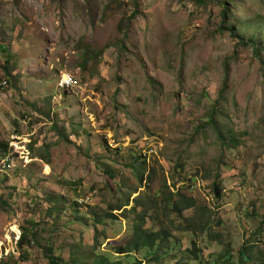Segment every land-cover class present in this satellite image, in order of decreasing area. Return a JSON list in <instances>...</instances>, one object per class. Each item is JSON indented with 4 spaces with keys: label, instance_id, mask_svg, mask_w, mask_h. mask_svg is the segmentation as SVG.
Wrapping results in <instances>:
<instances>
[{
    "label": "rangeland",
    "instance_id": "1",
    "mask_svg": "<svg viewBox=\"0 0 264 264\" xmlns=\"http://www.w3.org/2000/svg\"><path fill=\"white\" fill-rule=\"evenodd\" d=\"M221 2L0 0V44L15 58L9 83L0 56V264H49L48 241L60 264L96 253L130 264L119 250L139 197L138 214L185 251L161 264L188 258L191 241L209 260L235 253L259 227L264 246V0L230 4L225 26L256 40L258 57L219 31ZM178 190L195 205L181 215L168 205ZM184 220L211 227L194 235ZM24 228L39 237L21 249Z\"/></svg>",
    "mask_w": 264,
    "mask_h": 264
},
{
    "label": "trees",
    "instance_id": "2",
    "mask_svg": "<svg viewBox=\"0 0 264 264\" xmlns=\"http://www.w3.org/2000/svg\"><path fill=\"white\" fill-rule=\"evenodd\" d=\"M199 5H205L206 3L212 1V0H193ZM221 5L224 7V23L223 25L219 28V31L221 33H224L225 30L229 31L231 36L235 38L237 41V46L238 47H246V48H251L255 52V56L258 57L261 52L259 49V45L256 43V40L251 38L250 40H246L242 36H240L236 29L232 27H225L226 26V18L229 14V5L230 4H235L237 3L238 0H221ZM137 16V13L135 12L133 14L132 19H135ZM0 56L3 57L6 62H5V73H6V78L10 81L13 79L14 74H13V68L12 62L15 60V58H12L8 48L0 44ZM227 72H228V68ZM228 77L226 76L225 80V85H228ZM210 123H213V120H210ZM219 139L222 141L224 146H227V143L224 141V136L218 132ZM10 155V146L7 143H0V161L6 159ZM195 178V177H194ZM142 181L144 182V177L142 178ZM195 182V179L192 181V183ZM185 186H188V184H185ZM184 186V187H185ZM191 184L189 185V187ZM194 188V187H193ZM174 189H177V185L174 186ZM214 195L216 197L220 198V189L217 185H214L213 187ZM161 197V196H160ZM182 195H175L171 194L170 200L168 202L169 209L181 215L183 210H186L184 212L190 211L188 209L191 208V206L194 203V199H186L184 200V205L180 204L177 202L178 198H181ZM152 199V197L150 196ZM150 203V201H148ZM131 204L130 203L125 205L126 207H129ZM148 204L146 201L142 200V197H139L138 199V204L137 207L133 209L132 212H135L138 216V219L135 221L133 225V238L130 240L127 245L119 250V255L121 257L123 256H129L127 258L130 259V264H143L142 262H138L137 258L135 257V254H140L146 252L147 255V261L149 264H161L162 262H166L169 258H172V260H175L177 256L172 257L171 254L173 252H177L179 250V241L175 239L173 235H171L167 230H163L160 232H156L152 227L150 228V221L152 220L150 217H148L150 211H144L142 212L141 215L138 214V207L142 208L144 206H147ZM75 206L80 207V203L76 202ZM195 205H193L194 207ZM148 207V206H147ZM115 210V209H113ZM119 210H122V208H119ZM60 209L56 210L52 209L50 213L53 215L54 212H59ZM183 212V213H184ZM114 214V213H113ZM113 218L116 219L115 216ZM186 220V219H185ZM182 224L180 227L185 228V229H195L194 230V235H197L198 232H200L201 235H204L205 232L207 231L208 228L211 227L210 223L205 221V223H198L197 225H191ZM264 223V219L262 221ZM262 223V224H263ZM262 228L259 227L257 230L252 234L251 237L246 238L244 241V245L238 250L236 254L229 255L227 253L224 254L223 257H217L216 259H213L212 262L213 264H264V249L257 246H253V238L256 241L257 235L260 234ZM192 231V230H191ZM37 237H39L38 231H34L33 229H27L24 228L22 230V237L19 243V247L23 249L25 246H28L31 244L33 240H36ZM195 241H191V245L193 246V250L189 249L185 253V255L188 256L183 261L178 262V264H212L211 261H209V258L211 257V254L205 255V250H201L200 248H197L196 245L194 244ZM179 252H185L182 250H179ZM45 253L47 255V258L49 260V264H60L61 263V258L56 257L55 249L51 243V241L47 242V248L45 250ZM179 253V254H180ZM93 256V255H92ZM209 256V257H208ZM90 262H93V264H125L126 262H113V260L107 257L100 256L99 254L96 253V258H92ZM73 264H83L82 260L77 258L74 259Z\"/></svg>",
    "mask_w": 264,
    "mask_h": 264
},
{
    "label": "clouds",
    "instance_id": "3",
    "mask_svg": "<svg viewBox=\"0 0 264 264\" xmlns=\"http://www.w3.org/2000/svg\"><path fill=\"white\" fill-rule=\"evenodd\" d=\"M60 82H61V81H60ZM60 82H59V89L65 91V92H67V91H72V90L74 89V88H73V89H62V88H60ZM148 153H149V150H148ZM148 153H145L146 158L149 157V154H148ZM142 157L145 158L144 156H142ZM144 179H145V178H144ZM143 183H144V182H143ZM142 188H143V187H142ZM175 190H176V189H174V191H175ZM179 192H180V190H178V193H175V195H178ZM252 234H253V233H252ZM252 234H250V235H249V234H246L245 237H246V238H249V237L252 236ZM246 238H245V239H246ZM256 240H257V239H256ZM244 241H245V240H243V243H242L241 247L244 245ZM255 243H256L257 245H259L258 247L264 249V246H261V244H259V242H255V239L253 238L252 245H253V246H257V245H255ZM241 247H240V248H241ZM240 248H239V249H240ZM239 249H238V250H239ZM238 250H237L235 253H234L232 250H228V251H226L225 253H227V254L233 256V254H236V253L238 252ZM225 253H224V254H225ZM224 254H223V255H216V256L212 257L209 261H211V263L213 264V263H214V262H212L213 259H216L217 257H219V258H220V257H223Z\"/></svg>",
    "mask_w": 264,
    "mask_h": 264
},
{
    "label": "bare ground",
    "instance_id": "4",
    "mask_svg": "<svg viewBox=\"0 0 264 264\" xmlns=\"http://www.w3.org/2000/svg\"><path fill=\"white\" fill-rule=\"evenodd\" d=\"M69 80H67V81H73L72 79H70V78H68ZM61 87H62V89H73L74 87H75V82L73 81V85L72 86H70V87H68L67 85H66V83H65V86H64V82L63 81H61Z\"/></svg>",
    "mask_w": 264,
    "mask_h": 264
},
{
    "label": "built area",
    "instance_id": "5",
    "mask_svg": "<svg viewBox=\"0 0 264 264\" xmlns=\"http://www.w3.org/2000/svg\"><path fill=\"white\" fill-rule=\"evenodd\" d=\"M67 80H69V79L64 77V79L62 81L67 84ZM8 86H9V83H8Z\"/></svg>",
    "mask_w": 264,
    "mask_h": 264
}]
</instances>
